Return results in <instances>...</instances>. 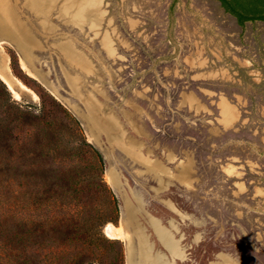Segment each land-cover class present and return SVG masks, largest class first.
Listing matches in <instances>:
<instances>
[{"label":"rangeland","instance_id":"374dc122","mask_svg":"<svg viewBox=\"0 0 264 264\" xmlns=\"http://www.w3.org/2000/svg\"><path fill=\"white\" fill-rule=\"evenodd\" d=\"M0 79L78 119L119 206L111 243L22 245L29 180L0 173V264H129L125 203L164 264H264V22L218 0H0Z\"/></svg>","mask_w":264,"mask_h":264},{"label":"trees","instance_id":"16d2710c","mask_svg":"<svg viewBox=\"0 0 264 264\" xmlns=\"http://www.w3.org/2000/svg\"><path fill=\"white\" fill-rule=\"evenodd\" d=\"M218 1L240 26L264 22V0ZM0 93L7 100L0 116V173L11 194H18L19 181L29 180L27 214L32 219L22 218L20 223L35 226L32 232H18V242L39 243L40 233L48 228L51 241L67 245L77 234L86 235L89 245L111 243L104 230L118 223V202L103 177L105 158L87 140L78 119L53 97L52 111L22 105L1 79ZM84 187L88 194L82 192ZM66 224L73 225L72 233L63 231L70 228Z\"/></svg>","mask_w":264,"mask_h":264},{"label":"water","instance_id":"95a60500","mask_svg":"<svg viewBox=\"0 0 264 264\" xmlns=\"http://www.w3.org/2000/svg\"><path fill=\"white\" fill-rule=\"evenodd\" d=\"M140 206H141L140 204L138 205V207L133 206L135 209V212L133 213V223L130 224L129 222L122 219L125 230L129 231L130 235H131L129 247H132L135 251L133 264H142L140 254L145 249L152 248L153 253H155V254L159 253V252H155L153 244L149 242V237L145 234V229L141 227V225L139 224V222L136 219V213H140L142 211V206H141V209L139 211L136 210V209H139ZM139 237H141V238L145 237V240H146V242H148V245H149L148 248L141 246L140 241H139V239H140Z\"/></svg>","mask_w":264,"mask_h":264},{"label":"bare ground","instance_id":"6f19581e","mask_svg":"<svg viewBox=\"0 0 264 264\" xmlns=\"http://www.w3.org/2000/svg\"><path fill=\"white\" fill-rule=\"evenodd\" d=\"M1 78L8 84L9 87H11L10 80L7 79V77H5L3 75V76H1ZM127 207H128V204H126V203L122 206V209L124 211V218L123 219H125L126 221H129L130 218L128 220L126 219V217H129L128 216L129 212H127ZM129 238H130V236H129ZM142 239L139 240L141 246H143L145 248H148L149 245L147 243H145L146 241L143 243ZM165 240H166V243L168 245H170L169 248L171 249L172 253L175 254L177 252V250H178V246H177L176 242L174 241V239L170 235H168L166 233ZM129 243L130 242H128V245H127L128 254H129V264H133L134 263L135 251H134V249L132 247H129ZM152 254H154L153 251H152V248L145 249L140 254L141 261H144L146 264H164L161 260H159L158 258L154 257V255H152Z\"/></svg>","mask_w":264,"mask_h":264}]
</instances>
